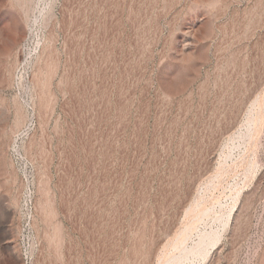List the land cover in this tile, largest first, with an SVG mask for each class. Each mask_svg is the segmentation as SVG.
Wrapping results in <instances>:
<instances>
[{"label":"rangeland","instance_id":"rangeland-1","mask_svg":"<svg viewBox=\"0 0 264 264\" xmlns=\"http://www.w3.org/2000/svg\"><path fill=\"white\" fill-rule=\"evenodd\" d=\"M4 72L0 264H264V0H0Z\"/></svg>","mask_w":264,"mask_h":264},{"label":"bare ground","instance_id":"bare-ground-1","mask_svg":"<svg viewBox=\"0 0 264 264\" xmlns=\"http://www.w3.org/2000/svg\"><path fill=\"white\" fill-rule=\"evenodd\" d=\"M18 39V38H17ZM5 73V72H4ZM7 82H8V76H7V74L5 73L4 75H2V77H0V86L1 87H4L6 84H7ZM42 104V103H41ZM42 106V105H41ZM20 117H19V122H17L16 124H17V126H19L20 124L22 125L23 124V122H24V117H22V115H19ZM24 116V115H23ZM28 119V118H27ZM251 119V118H250ZM18 121V120H17ZM252 122V121H251ZM15 124V123H14ZM17 128V127H16ZM19 128V127H18ZM2 137L4 138V136H3V134H2ZM0 140H2V139H0ZM2 142V141H1ZM3 142H4V139H3ZM2 142V143H3ZM3 144H5V143H3ZM3 146L0 144V151L3 149L2 148ZM5 148V147H4ZM4 150V149H3ZM3 152V151H2ZM2 152H1V154H2ZM4 152H5V150H4ZM5 153H3V155H4ZM15 200V199H14ZM16 201V200H15ZM14 201V202H15ZM16 203V202H15ZM14 204V203H13ZM16 205V204H15ZM209 210V209H208ZM12 212V211H11ZM187 213V212H186ZM206 213H208V212H206ZM9 215H11V214H9ZM201 217V216H200ZM189 221V220H188ZM189 223V222H188ZM186 228V227H185ZM211 231V230H210ZM206 232V233H201V235L199 234V239H198V242H196V245H195V247L193 246V248H190L191 250L190 251H188V250H186V251H188V252H186L185 251V254H183L184 255V257H185V255H186V253H187V255H189V254H192V255H195V256H199V255H203L204 253L206 254V249H204L205 247H204V245L206 244L205 242H207V240L208 241H210V239L212 240V238H214V236H215V233H213L212 231L211 232ZM181 233V232H180ZM213 234H214V236H213ZM13 236H15L14 234H13ZM216 236H218V235H216ZM16 237V236H15ZM14 238V237H13ZM215 238H217V237H215ZM219 239V238H218ZM216 240V239H215ZM213 242V241H212ZM10 243V242H9ZM11 243H12V241H11ZM215 243V241L213 242V243H211L212 245ZM11 246H13L12 244H11ZM202 246L204 247V248H202ZM173 247V246H172ZM212 247V246H211ZM9 249V248H8ZM181 249V248H180ZM11 250V249H10ZM17 250V249H16ZM189 253V254H188ZM16 254V253H15ZM207 255V254H206ZM204 256V255H203ZM176 257V256H175ZM200 257V256H199ZM17 261H19V259H20V257H19V254H17ZM180 258H182V257H180ZM187 258V257H186ZM179 260V259H178ZM21 261V260H20ZM167 261H168V259H167ZM170 261V260H169ZM171 262V261H170ZM168 264H169V262H168Z\"/></svg>","mask_w":264,"mask_h":264}]
</instances>
